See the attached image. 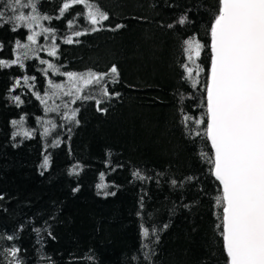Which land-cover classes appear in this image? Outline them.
<instances>
[{"label":"trees","instance_id":"trees-1","mask_svg":"<svg viewBox=\"0 0 264 264\" xmlns=\"http://www.w3.org/2000/svg\"><path fill=\"white\" fill-rule=\"evenodd\" d=\"M63 2L40 0L39 10L55 17ZM94 2L109 13L104 28L91 32L85 18L76 15L82 6H74L61 19L42 21L56 30L57 56L46 50L37 55L60 72H106L117 66L119 82L108 89L120 95L105 99L99 107L106 111H98L95 100L73 104L74 97H62L55 103L63 100L67 108L45 113L32 93L43 96L48 79L65 83L67 77L51 70L45 75L47 65L35 58L24 68H0V237H5L0 250L15 245L22 264H225L216 227L219 182L201 156L211 154L210 142L188 134L180 111L194 118L204 111L210 49L197 60L205 71L193 87L182 79L181 65L188 63L183 40L210 41L207 29L217 0ZM182 15L188 18L183 26L175 23ZM68 20H74L71 28ZM117 24L124 27L110 30ZM75 31L87 34L75 37ZM28 34L0 27V59H15L16 41L29 43ZM68 36L73 43H64ZM37 41L33 47L51 46L43 35ZM25 75L36 77L29 80L35 87L23 83ZM17 95L23 101L19 106L12 99ZM72 109H78V124L62 116ZM21 117L23 123L13 125ZM44 127L50 129L47 136ZM21 129L31 137L13 135ZM45 156L47 169L41 167ZM136 171L145 179L135 178ZM141 225L154 227L156 236L142 237ZM8 235L15 238L8 241ZM143 244L150 247V260L144 259L149 249ZM10 259L0 254V264Z\"/></svg>","mask_w":264,"mask_h":264},{"label":"snow or ice","instance_id":"snow-or-ice-1","mask_svg":"<svg viewBox=\"0 0 264 264\" xmlns=\"http://www.w3.org/2000/svg\"><path fill=\"white\" fill-rule=\"evenodd\" d=\"M39 5L40 0H2L0 3V27L7 24L13 32L23 28L29 33V43L22 44L17 40L15 59H0V68L13 65L24 68L25 61L35 58L39 59L40 64L47 65L46 69H42L45 75L51 70L54 74L67 77L65 83L48 79V88L43 96L38 92L32 93L45 106V113H60L62 105L67 108L68 103L63 100L61 104L55 103L57 98L62 97H74L70 101L73 104L77 100H95L97 110L106 111L99 107L105 99L120 95L108 89L109 83L119 82L117 66L112 65L106 72H60L55 64L40 59L37 54L46 50L48 56H57L56 30L44 26L42 21L61 19L74 6H82V11L76 15L83 16L92 26L90 31L96 32L105 27L104 22L110 19L109 13L94 0H64L55 17L42 13ZM187 19L186 15H182L175 23L183 26ZM67 23L71 28L74 20ZM174 26L167 25L168 28ZM122 27L124 25L117 24L110 30ZM36 28L40 30L36 31ZM207 31L210 36L207 44L201 43L195 36L183 40V53L188 63L181 65L184 70L182 79L190 81L193 87L200 83L198 77L205 68L197 60L205 48L210 49V63L203 86L205 96L201 107L204 111L194 118L183 113L181 108L182 123L189 135L210 142L211 154L201 152V156L210 164L209 172L219 182L215 203L220 209L217 215L220 223L216 227L222 237L225 264H264V0H217ZM86 34L87 31H75L73 36ZM42 35L46 41L51 40V46L33 47L38 43L37 37ZM73 36L66 37L64 43H73ZM35 79V76L25 75L23 83L31 89L35 85L29 84V80ZM20 84L21 80L17 79L15 85ZM12 99L18 106L23 103L19 95ZM50 99L53 100L52 105L48 104ZM77 112L78 109H72L71 115L65 112L62 116L78 124L75 120ZM23 120L24 117H21L20 121L14 120L12 123L22 124ZM44 123L51 125V129L57 128L52 120ZM49 132V127H44L43 134L47 136ZM21 134L29 138L32 135L23 129L13 135ZM57 144L58 140L53 142V146ZM48 166L49 158L45 156L41 167L47 169ZM75 167L70 174H73ZM133 176L145 179L139 171L133 172ZM171 183L176 185L177 181L172 180ZM104 186L97 185L98 188ZM0 199L3 197L0 196ZM164 227L167 228V225ZM141 228V235L145 239L156 236L154 227L150 230L141 225ZM36 231L39 233L40 230ZM14 238L13 235L6 237L8 241ZM142 247L149 249L144 252V259L150 260L149 245L143 244ZM19 252L15 245L0 250V254L11 257L7 264H22L18 258Z\"/></svg>","mask_w":264,"mask_h":264}]
</instances>
